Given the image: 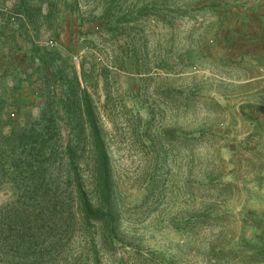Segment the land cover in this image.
Listing matches in <instances>:
<instances>
[{
	"label": "rangeland",
	"instance_id": "rangeland-1",
	"mask_svg": "<svg viewBox=\"0 0 264 264\" xmlns=\"http://www.w3.org/2000/svg\"><path fill=\"white\" fill-rule=\"evenodd\" d=\"M263 17L264 0H0V137L42 114L54 142L49 191L21 198L0 170L3 225L32 228L20 245L1 226L0 264H264ZM86 109L114 223L73 207L67 145L94 187Z\"/></svg>",
	"mask_w": 264,
	"mask_h": 264
},
{
	"label": "trees",
	"instance_id": "trees-1",
	"mask_svg": "<svg viewBox=\"0 0 264 264\" xmlns=\"http://www.w3.org/2000/svg\"><path fill=\"white\" fill-rule=\"evenodd\" d=\"M85 115L92 128L97 164L94 167V187L92 191H87L81 180L78 166L74 162L73 150L67 145L63 154L68 162L69 175L73 180L72 183L71 181L68 183L73 184L76 191L73 197V207L79 218V224H97L104 221L114 223L116 221L114 217L115 209L112 203L114 192L105 150L96 131L93 117L88 109H86ZM42 117L43 115L40 114L38 120L34 121L28 128L21 127L17 134L12 133V135H2L0 137L4 146V149L0 147V170L3 174L10 176L11 184L22 192L19 194L21 198L26 197L25 194L33 192L37 188H43L46 191L50 190L46 182L48 180L45 173L48 167L47 164L50 162L49 159L54 154V142L49 122H43ZM94 201H97L96 207ZM13 204L16 203L14 202ZM99 205L102 206L100 209H98ZM54 207H57V205ZM2 216L0 217V232L5 230L6 234H15L17 237L16 242L24 245L25 235L32 236L31 223L15 215L14 220L9 221V224L3 225L6 221H4ZM185 223L201 224L202 221L197 217Z\"/></svg>",
	"mask_w": 264,
	"mask_h": 264
},
{
	"label": "built area",
	"instance_id": "built-area-1",
	"mask_svg": "<svg viewBox=\"0 0 264 264\" xmlns=\"http://www.w3.org/2000/svg\"><path fill=\"white\" fill-rule=\"evenodd\" d=\"M247 1H249V2H253V3H256V4H257V3H260L262 0H247ZM10 21L13 22V21H14V17H11ZM2 23H3V22H2V20L0 19V24H2ZM48 45L51 46V47H53V46L56 45V43L50 40V41L48 42Z\"/></svg>",
	"mask_w": 264,
	"mask_h": 264
},
{
	"label": "crops",
	"instance_id": "crops-1",
	"mask_svg": "<svg viewBox=\"0 0 264 264\" xmlns=\"http://www.w3.org/2000/svg\"><path fill=\"white\" fill-rule=\"evenodd\" d=\"M262 27H263V30H264V17H263V21H262ZM258 36L261 37V35H258V34H257V37H258ZM262 39H264V36H262L261 40H262ZM260 56H261L262 59H264V48H261V55H260ZM255 61H256V60H255Z\"/></svg>",
	"mask_w": 264,
	"mask_h": 264
}]
</instances>
